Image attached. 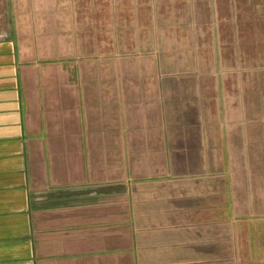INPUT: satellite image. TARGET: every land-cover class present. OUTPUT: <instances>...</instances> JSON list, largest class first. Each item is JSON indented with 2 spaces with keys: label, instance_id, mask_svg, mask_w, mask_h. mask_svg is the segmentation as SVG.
<instances>
[{
  "label": "crops",
  "instance_id": "0c3cea01",
  "mask_svg": "<svg viewBox=\"0 0 264 264\" xmlns=\"http://www.w3.org/2000/svg\"><path fill=\"white\" fill-rule=\"evenodd\" d=\"M93 53L0 39V264H264L254 120L205 70Z\"/></svg>",
  "mask_w": 264,
  "mask_h": 264
},
{
  "label": "rangeland",
  "instance_id": "374dc122",
  "mask_svg": "<svg viewBox=\"0 0 264 264\" xmlns=\"http://www.w3.org/2000/svg\"><path fill=\"white\" fill-rule=\"evenodd\" d=\"M72 31L96 56L205 70L223 91L222 112L254 120L252 156L264 162V0H0V39L40 50L42 35Z\"/></svg>",
  "mask_w": 264,
  "mask_h": 264
}]
</instances>
